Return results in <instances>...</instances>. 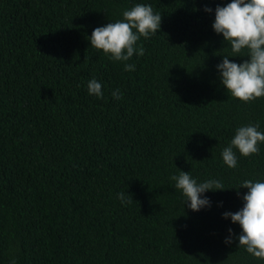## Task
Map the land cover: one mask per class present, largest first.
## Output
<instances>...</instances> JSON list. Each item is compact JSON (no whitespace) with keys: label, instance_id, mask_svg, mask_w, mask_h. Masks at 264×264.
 Listing matches in <instances>:
<instances>
[{"label":"trees","instance_id":"1","mask_svg":"<svg viewBox=\"0 0 264 264\" xmlns=\"http://www.w3.org/2000/svg\"><path fill=\"white\" fill-rule=\"evenodd\" d=\"M144 2L160 29L125 71L87 36L132 0H0V264H264L223 242L240 230L221 216L242 204L232 187L264 179V143L235 168L220 155L237 125L264 129V97L234 98L216 76L229 49L202 5L227 0ZM176 167L226 189L193 211Z\"/></svg>","mask_w":264,"mask_h":264},{"label":"clouds","instance_id":"2","mask_svg":"<svg viewBox=\"0 0 264 264\" xmlns=\"http://www.w3.org/2000/svg\"><path fill=\"white\" fill-rule=\"evenodd\" d=\"M202 10L213 13L211 28L221 35L222 44L229 49L220 54V60L214 65L219 84L227 94L241 101L264 97V0H227L214 8L205 3ZM161 15L154 11L150 3L132 0L130 7L122 9L121 18L95 26L87 40L109 60L122 62L125 71H134L135 64L128 61L134 53L137 57L144 54L145 49L138 41L141 37L147 39L157 34ZM245 56L247 58L240 61L229 59ZM86 89L88 94L97 98L104 96L103 82L95 76L87 80ZM111 95L119 100L123 93L119 88H114ZM262 143L264 129H261L259 121L239 124L221 148L220 155L227 167L235 168L238 164L237 153L240 156L259 153ZM177 169L178 172L172 173L169 179L180 190L182 205L186 204L193 211L211 206V198L205 195L207 191L226 189L221 178L210 176L201 180L189 170ZM241 187L246 189L243 193L236 192L242 201L241 206L235 211L225 210L221 213L222 218L238 224L240 230L234 232L231 227L227 228L223 242L231 244L235 241L254 257L264 259V179H242L232 188ZM116 197L122 204L133 200L125 190L117 192ZM9 264H16L15 259L10 260Z\"/></svg>","mask_w":264,"mask_h":264}]
</instances>
